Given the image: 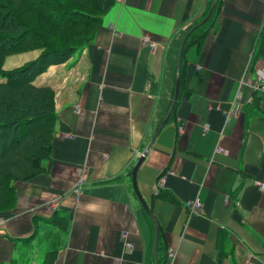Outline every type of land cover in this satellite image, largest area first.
Here are the masks:
<instances>
[{"label": "crops", "instance_id": "obj_1", "mask_svg": "<svg viewBox=\"0 0 264 264\" xmlns=\"http://www.w3.org/2000/svg\"><path fill=\"white\" fill-rule=\"evenodd\" d=\"M208 1L116 0L74 60L38 76L56 88L51 159L15 183L14 205L0 211V264H40L54 213L68 218L54 264H264V93L254 87L264 0H221L201 43L184 51L177 99L154 135L172 102L177 49ZM146 148L134 176L159 228L156 257L131 176ZM196 198L202 209L190 214Z\"/></svg>", "mask_w": 264, "mask_h": 264}, {"label": "trees", "instance_id": "obj_2", "mask_svg": "<svg viewBox=\"0 0 264 264\" xmlns=\"http://www.w3.org/2000/svg\"><path fill=\"white\" fill-rule=\"evenodd\" d=\"M115 1L0 0V211L14 205L15 183L43 173L51 159L56 88L38 76L82 50ZM212 2L185 30L181 67L185 49L201 43L220 9L221 0H217L210 17L200 23ZM21 52L27 60L5 69L6 57ZM159 195L172 199L161 188L155 194ZM49 219L58 223L39 236L43 243L50 241L48 249L39 252L40 264H54L68 227L66 216L54 213ZM156 263L163 264L160 258Z\"/></svg>", "mask_w": 264, "mask_h": 264}, {"label": "water", "instance_id": "obj_3", "mask_svg": "<svg viewBox=\"0 0 264 264\" xmlns=\"http://www.w3.org/2000/svg\"><path fill=\"white\" fill-rule=\"evenodd\" d=\"M216 1L217 0H214L211 4V7L207 13V15L201 20L200 23H203L205 22L211 15L212 13V10H213V6H215L216 4ZM187 35V34H186ZM184 35V38L182 39L181 41V44L179 46V49L178 50V55H177V69L179 70L180 69V63H181V56H182V50H183V45L185 43V40L187 38V36ZM178 91H179V74L175 77V88H174V94H173V98H172V102H171V105H170V108L168 110V112L165 114V116L163 117V119L161 120L156 132L154 133V135L161 129V127L165 124V122L167 121L171 111H172V108H173V104H175V101L177 99V95H178ZM149 147V146H148ZM147 149L143 152L142 156L139 158L138 161H136L137 163L135 164L133 170H132V173H131V176H132V186H133V190H134V193L135 195L137 196L138 198V201L140 202V204L142 205L143 209L145 210V212L149 215V217L153 220L154 222V226H155V237H154V241H153V247H152V250H153V255L156 257L157 256V243H158V239H159V228L153 218V216L151 215V212L147 206V204L145 203L144 199L141 197L138 189H137V186H136V183H135V173H136V170H137V167L138 165L141 163L140 161L143 160V157L145 156L146 152H147ZM156 262H157V259H156ZM157 264V263H156Z\"/></svg>", "mask_w": 264, "mask_h": 264}, {"label": "built area", "instance_id": "obj_4", "mask_svg": "<svg viewBox=\"0 0 264 264\" xmlns=\"http://www.w3.org/2000/svg\"><path fill=\"white\" fill-rule=\"evenodd\" d=\"M144 41H148V37L144 36ZM258 78L254 83V87L259 90L260 92L264 93V68L261 69L258 72ZM237 96L240 97V92H237ZM208 130V125H205L203 127V131ZM217 150H221V148L219 146H217ZM163 180V177H161V181ZM260 187H264L262 184H260ZM76 190V189H75ZM186 206L189 209V213H196L201 211V203L200 201L196 198V199H192L186 202ZM125 238V234L122 235ZM127 246H131V244L129 242H125ZM167 257L169 259H172L174 257V250L172 247H168L167 248ZM114 264H131L130 262H125L124 260L118 259L114 262Z\"/></svg>", "mask_w": 264, "mask_h": 264}, {"label": "rangeland", "instance_id": "obj_5", "mask_svg": "<svg viewBox=\"0 0 264 264\" xmlns=\"http://www.w3.org/2000/svg\"><path fill=\"white\" fill-rule=\"evenodd\" d=\"M75 53V52H74ZM73 53V54H74ZM73 54L65 61V63L67 62V61H70V60H72L73 58H74V56H73ZM19 55L20 56H23V62L24 61H26L27 60V58L25 57V53L23 52H21V53H15V54H12V55H8L7 57H6V59H5V64H4V67H5V69L6 68H10V67H13L14 66V64H12L18 57H19ZM31 59V58H30ZM22 60V59H21ZM74 60V59H73ZM22 62V63H23ZM20 63L21 62H18V63H16V64H19L20 65ZM72 63H74V62H72ZM61 64V63H60ZM55 65H57V64H55ZM71 65H73V64H71ZM81 74H82V72L81 71H74L71 75H69V77H68V79L66 80V81H64V83H63V87L64 86H66L67 84H70V83H73L74 82V80H75V78L77 77V76H81ZM34 83H40L38 80H36ZM32 257L34 258L35 257V254H33L32 255Z\"/></svg>", "mask_w": 264, "mask_h": 264}]
</instances>
